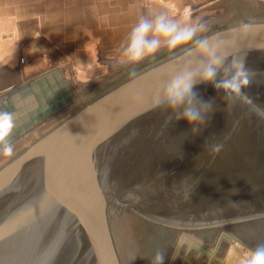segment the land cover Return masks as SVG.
<instances>
[{"label":"rangeland","instance_id":"374dc122","mask_svg":"<svg viewBox=\"0 0 264 264\" xmlns=\"http://www.w3.org/2000/svg\"><path fill=\"white\" fill-rule=\"evenodd\" d=\"M188 1L191 19L207 25L200 36L247 18L264 17V0ZM41 29L38 20L31 23L33 36L25 39L19 76L0 85V93L33 79L24 69L33 57L71 66ZM166 51L162 47L155 59ZM149 59L132 65L114 51L102 55L95 74L87 76L73 68L74 103ZM80 87L88 93L77 100ZM248 96L251 105L227 97L210 101L195 136L186 120L169 123L166 117L141 132L139 141L133 139L112 153L99 206L103 235L117 264H152L157 253L164 255L163 264H239L246 253L264 244V217H260L264 215V118L257 114V108L264 109V91ZM68 112L70 107L31 130L33 137ZM216 146L219 152H214ZM182 226L191 228L181 230Z\"/></svg>","mask_w":264,"mask_h":264},{"label":"water","instance_id":"95a60500","mask_svg":"<svg viewBox=\"0 0 264 264\" xmlns=\"http://www.w3.org/2000/svg\"><path fill=\"white\" fill-rule=\"evenodd\" d=\"M242 24L249 26L247 32L239 30ZM200 37L218 46L226 63L233 58L245 63L251 78L247 95L264 91V17ZM191 47L165 55L167 49L160 59L156 55L134 66L77 103L62 68L0 95V111L12 112L16 120L11 142L70 107L57 123L0 162V264H117L103 235L99 206L111 155L170 115L157 101L174 74L200 63L199 55L189 54ZM194 90L209 103L225 97L210 83L198 82Z\"/></svg>","mask_w":264,"mask_h":264},{"label":"crops","instance_id":"0c3cea01","mask_svg":"<svg viewBox=\"0 0 264 264\" xmlns=\"http://www.w3.org/2000/svg\"><path fill=\"white\" fill-rule=\"evenodd\" d=\"M187 5L188 0H0V85L19 76L25 39L33 36L31 23L37 20L42 23L41 35L71 66L36 56L25 63V73L34 78L62 68L71 80L73 68L87 76L95 74L103 54H121L141 16L167 13L179 20Z\"/></svg>","mask_w":264,"mask_h":264},{"label":"clouds","instance_id":"9594fccd","mask_svg":"<svg viewBox=\"0 0 264 264\" xmlns=\"http://www.w3.org/2000/svg\"><path fill=\"white\" fill-rule=\"evenodd\" d=\"M248 27L242 24L239 30L247 32ZM205 31L206 23L194 22L191 10L187 8L179 20L170 18L167 13L141 16L131 29L121 52L122 62L135 65L146 58H154L162 47L171 51L182 46H192L189 54L199 55L202 58L200 63L195 68H186L174 74L164 85L157 103L168 108L169 123L173 119L186 120L194 136L199 134V125L206 119L203 105L209 104L194 90L198 82L212 84L217 90H222L229 100L240 99L250 105L253 103L245 91L251 84L250 70L239 59L233 58L226 63L227 58L219 53L218 46L200 37L199 34ZM218 74H222L219 79ZM257 114L264 118V109L257 108ZM15 130L14 114L7 110L0 111V155H13L14 147L10 138ZM219 151L220 146H216L214 152ZM163 262L164 255L161 253H157L152 260V264ZM239 264H264V244L246 253Z\"/></svg>","mask_w":264,"mask_h":264},{"label":"bare ground","instance_id":"6f19581e","mask_svg":"<svg viewBox=\"0 0 264 264\" xmlns=\"http://www.w3.org/2000/svg\"><path fill=\"white\" fill-rule=\"evenodd\" d=\"M132 69V68H131ZM86 93H88V91H87V88H85V87H80V89H78V92H77V95H78V97H77V100L78 99H82V97L86 94ZM36 130V129H35ZM33 133H34V131H33ZM32 133V131H31V133H28L27 135H24V137L23 138H21V139H19V140H17V141H14V142H12V144H13V147H14V154H16L18 151H20L25 145H26V143L27 142H29L31 139L33 140V136H34V134ZM37 133V132H36ZM20 138V137H19ZM29 140V141H28ZM17 151V152H16ZM13 154V155H14ZM5 156H2V155H0V159L1 158H4Z\"/></svg>","mask_w":264,"mask_h":264},{"label":"snow or ice","instance_id":"6c2138e0","mask_svg":"<svg viewBox=\"0 0 264 264\" xmlns=\"http://www.w3.org/2000/svg\"><path fill=\"white\" fill-rule=\"evenodd\" d=\"M0 190H2V185H0ZM0 239H2V237H0Z\"/></svg>","mask_w":264,"mask_h":264},{"label":"built area","instance_id":"2783aa9c","mask_svg":"<svg viewBox=\"0 0 264 264\" xmlns=\"http://www.w3.org/2000/svg\"><path fill=\"white\" fill-rule=\"evenodd\" d=\"M21 61H22L23 63L25 62L23 58H22V60H21Z\"/></svg>","mask_w":264,"mask_h":264}]
</instances>
